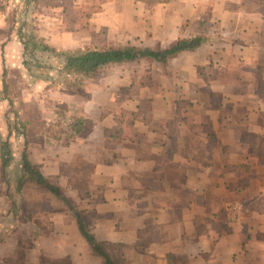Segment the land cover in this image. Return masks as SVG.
I'll return each instance as SVG.
<instances>
[{"label":"crops","instance_id":"crops-1","mask_svg":"<svg viewBox=\"0 0 264 264\" xmlns=\"http://www.w3.org/2000/svg\"><path fill=\"white\" fill-rule=\"evenodd\" d=\"M3 3L5 55L23 58L10 30L24 0ZM34 17L37 35L60 50L89 46L101 28L114 48L165 49L201 22L206 42L165 65L146 57L105 68L80 106L94 127L68 145L28 122L42 99L74 97L50 99L43 83L19 95L14 162L0 178V264H104L62 200L30 182L37 197L22 201L24 134L29 160L121 264H264V0H109L75 31L64 29L61 3Z\"/></svg>","mask_w":264,"mask_h":264},{"label":"trees","instance_id":"trees-1","mask_svg":"<svg viewBox=\"0 0 264 264\" xmlns=\"http://www.w3.org/2000/svg\"><path fill=\"white\" fill-rule=\"evenodd\" d=\"M108 1L88 0L85 5L76 6L73 0H24L25 5L22 11L20 10L19 17H17L18 12H16L17 15L11 16L12 26L10 31L12 33L13 29L17 30L19 41L23 47L22 67L24 73L21 72V75L22 82L26 88H30L28 85L29 81L35 85L43 83L46 85V91L51 93L61 91L74 97L70 101H58L60 103L57 102L54 106L47 103L46 99H42L44 106H41L39 102L37 105L40 115L36 120L28 122L46 138L63 142L64 145H68L72 140L78 138H86L92 131L94 124L81 115L80 106L88 97L86 92L88 82L99 79L101 72L105 68L112 64L136 61L146 57L153 58L165 65L168 59L181 52L199 48L206 42V37L204 36L207 31L206 22L200 23L198 33L194 36L179 39L165 49H141L134 46L114 48L107 43V29L101 28L99 32H92V43L89 46L60 50L45 43L36 33L34 15L38 7L50 8L56 6V3H61L64 29L66 31H75L80 26L89 25L91 18L95 14L100 13L103 5ZM5 9V4H0V12H4ZM99 41H102L103 44L98 45ZM8 43L9 40H6L0 45L2 123L8 129L7 137L0 141V148L3 150L2 154L7 157L2 164L4 169L9 165V162L14 160L9 138L11 131L18 130V123L21 121L15 104V100L20 93L16 86L8 81L9 69L5 55ZM42 111L43 113L41 114ZM24 138L25 149L20 157L22 173L19 190L23 192V190L29 189V187H25V184L32 182L34 187L41 188L62 200L76 216L80 233L90 245L91 250L102 259L104 264H121L120 260L111 258L105 252L103 245L86 229L85 222L75 205L64 197L58 187L44 177L38 165L33 164L29 160L27 153L29 141L25 134ZM6 187L8 192L11 191L8 183H6ZM44 260H47V258H44Z\"/></svg>","mask_w":264,"mask_h":264},{"label":"rangeland","instance_id":"rangeland-1","mask_svg":"<svg viewBox=\"0 0 264 264\" xmlns=\"http://www.w3.org/2000/svg\"><path fill=\"white\" fill-rule=\"evenodd\" d=\"M0 27H4V25L0 26ZM16 27H18V26H16ZM5 38H6V32L1 31L0 32V45L2 43L6 42L4 40ZM97 44L100 45V44H103V42L99 41ZM7 47H10V49H11L13 46H11V45L9 46V44H8ZM7 61H8L7 67L9 68L8 81L16 86V88L18 89V92L20 93V95L21 94H25V93H29V91L35 90L36 89V85L33 82H31V81L28 82V85L30 86V88H26V86L22 82L23 79H22L21 72L24 73V70H23V67H22L23 66L22 65L23 58H21L20 56L16 58L13 55H10V57H6V63H7ZM19 66H20V68H19ZM0 79H1V74H0ZM37 85H39V84H37ZM55 94H56V92H55ZM53 95H54V93L53 94L52 93L49 94L50 99H52V97H54ZM2 103L3 102L1 101L0 102V126H4V124L2 123V118H3V111L1 109L3 107ZM2 152H3V150L1 149V152H0V178H3L5 176V174H6V172H4L3 169H2V164L6 161L7 157H6V155L2 154ZM13 162L14 161L9 162V165L12 164ZM14 172H16V171H14ZM17 173H18V169H17L16 175H17ZM25 194H27L28 197H31L30 199H32V200L37 197V195L34 193V191L32 189L31 190L28 189V190H26L24 192V194L21 195L22 201L24 199L23 196ZM30 199L28 198L29 201H30ZM22 201L20 200V202H19L22 205L21 206L22 209L24 211H30L28 209V207L26 208V206L24 205V202H22ZM31 208H32V206H31ZM33 208H35L34 210H36V211H39V210L42 209V207H35L34 205H33Z\"/></svg>","mask_w":264,"mask_h":264}]
</instances>
